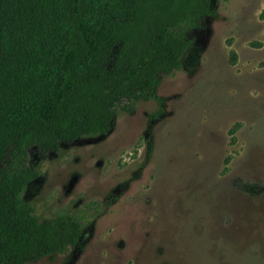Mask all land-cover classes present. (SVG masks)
Returning a JSON list of instances; mask_svg holds the SVG:
<instances>
[{
  "label": "rangeland",
  "instance_id": "rangeland-1",
  "mask_svg": "<svg viewBox=\"0 0 264 264\" xmlns=\"http://www.w3.org/2000/svg\"><path fill=\"white\" fill-rule=\"evenodd\" d=\"M263 11L218 0L190 34L197 66L160 77L157 120L137 102L106 136L28 152L37 177L21 201L82 235L25 264H264Z\"/></svg>",
  "mask_w": 264,
  "mask_h": 264
},
{
  "label": "trees",
  "instance_id": "trees-1",
  "mask_svg": "<svg viewBox=\"0 0 264 264\" xmlns=\"http://www.w3.org/2000/svg\"><path fill=\"white\" fill-rule=\"evenodd\" d=\"M217 2L0 0V264L62 254L82 235L72 216L38 221L21 201L37 177L28 152L106 136L137 102L157 120L160 77L197 66L190 34Z\"/></svg>",
  "mask_w": 264,
  "mask_h": 264
}]
</instances>
